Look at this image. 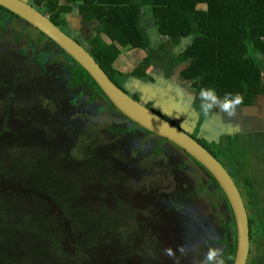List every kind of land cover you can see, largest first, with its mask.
Wrapping results in <instances>:
<instances>
[{
  "label": "trees",
  "instance_id": "trees-1",
  "mask_svg": "<svg viewBox=\"0 0 264 264\" xmlns=\"http://www.w3.org/2000/svg\"><path fill=\"white\" fill-rule=\"evenodd\" d=\"M32 1L34 4L30 5L38 10L44 9L43 12L57 27L60 26L58 14L77 6L81 21L93 26L95 31V36L87 39L91 47L81 46L123 90L129 74L115 66L121 55L118 42L130 50L146 51L147 57L130 73L144 82L155 80L151 75L152 68H156L159 62H165V55L172 65L188 63L181 71L180 79L190 83L189 87L194 89L195 103L206 96L202 93L213 92L217 102L223 104H236V98L241 97L242 102L237 105L247 108L254 98L264 95L261 68L259 60L256 61V58H264V0ZM0 11L31 27L8 10L0 7ZM148 14L157 31L154 37L160 40L167 38L174 46L182 41L190 42L182 53L174 56L170 45L164 42L158 49H151L157 44L143 28V18ZM34 32L44 36L36 29ZM48 42L69 61L62 64L69 73L68 86L86 87L93 99L101 95L105 100V112H115L128 122L130 129L137 128L174 146L168 140L131 123L109 101L87 70L51 40ZM162 53H165L164 57ZM134 99L138 101L137 96ZM4 105V102L0 104V264H91L87 253L108 246L109 241L123 254L117 264H136L141 254L136 242L141 239L135 233L131 238L130 231L135 232L138 222L135 211L116 197L110 205L88 198L92 182L109 188L118 183L117 176L103 172L106 162L98 153L101 147L98 136L92 138L87 133H81L72 140L68 153L53 154L47 146L38 148L36 142L28 144L27 136L37 134L40 127L39 123H32L33 126L26 130L20 129L29 122L27 107L18 104L10 112ZM115 130L126 133L125 128L117 127ZM63 133L69 136L70 130L64 128ZM43 135L48 141L52 140L50 133L44 131ZM198 142L217 160L228 156L235 160L238 153L243 152L222 153L218 147L223 145L221 140L218 143L212 140L208 144ZM144 145L142 142L141 149ZM210 180L224 200L213 177L210 176ZM17 184L22 186V191L15 190ZM13 202L33 203L34 206L30 210L15 206L16 211L8 215L6 208ZM243 205L244 209H250L251 203L247 200V204ZM226 207L232 222V237L223 264H232L235 233L227 204ZM257 213H262L261 218L264 217V210ZM250 225L248 220V228ZM148 244L143 245L142 252L155 255V242ZM66 245H73L74 252L66 249ZM132 246L134 253L129 249ZM144 255L141 257L145 263Z\"/></svg>",
  "mask_w": 264,
  "mask_h": 264
},
{
  "label": "rangeland",
  "instance_id": "rangeland-1",
  "mask_svg": "<svg viewBox=\"0 0 264 264\" xmlns=\"http://www.w3.org/2000/svg\"><path fill=\"white\" fill-rule=\"evenodd\" d=\"M26 1L34 4L32 0ZM58 15L60 26L56 27L75 38L84 48H90L87 39L93 38L95 31L93 26L81 21L77 6ZM14 19L0 11V104L4 102L10 112L18 104L27 107L29 122L20 127L21 130L39 123L38 133L27 136L28 144L36 142L35 146L48 147L50 153L65 154L75 136L81 133L92 138L98 136L101 145L98 153L106 162L103 172L117 176L118 183L109 188L92 182L88 198L110 205L116 197L135 211L138 222L135 232L130 233L141 239L136 242L141 253L136 264H190L193 255L195 264H218L226 259L225 251L231 247L232 222L224 200L205 170L178 148L137 128L130 129L128 122L115 112H105V100L101 95L93 99L86 87L68 86L69 73L62 65L69 62L67 58L60 56L54 45L48 42L50 39L34 34L33 27ZM143 28L157 44L151 49H158L164 42L170 45L171 53L176 56L190 43L182 41L174 46L167 38L154 37L157 31L150 14L144 16ZM104 39L108 40L107 37ZM118 45L121 55L115 66L129 74L123 85L127 90H134L131 86L139 90L152 87L155 92H146V98L142 99L145 104L157 99L158 103L163 101L167 105V87H171L174 93L191 96L189 104L196 115L190 116L185 111L181 120L184 130L204 142L209 141V136L217 143L221 140L223 145L218 147L224 154L243 150L235 160L228 156L220 157L219 161L239 191L242 203L247 204V200L251 203L250 209L245 208L251 221L246 264H264V217L257 213L264 210V95L254 98L247 108L217 102L213 92L194 103V89L180 79L181 71L188 63L172 65L162 53L166 61L152 68L151 75L155 80L144 82L130 73L147 57L146 51L130 50L121 42ZM257 59L264 85V58ZM157 73H160L158 79ZM176 97L180 98V95ZM212 111L219 113L221 120L231 123L234 129L229 127L225 132L213 133L204 122L206 114ZM117 127L125 128L126 133L121 134L115 130ZM64 128L70 130L69 136L63 133ZM44 131L50 133L51 141L44 138ZM142 142L145 144L143 149ZM15 190L22 191V186L17 184ZM15 206L30 210L34 204L9 203L8 215L16 211ZM154 242L155 255L142 252L143 245ZM110 244L109 241L108 246L87 253L91 264H117L123 254ZM66 249L74 252L73 245H66ZM129 249L134 253L133 246ZM214 250H218V255L209 261L207 256ZM143 254L145 263L142 262Z\"/></svg>",
  "mask_w": 264,
  "mask_h": 264
},
{
  "label": "water",
  "instance_id": "water-1",
  "mask_svg": "<svg viewBox=\"0 0 264 264\" xmlns=\"http://www.w3.org/2000/svg\"><path fill=\"white\" fill-rule=\"evenodd\" d=\"M0 7L38 30L69 57L73 58L84 70H87L109 101L127 119L144 130L168 140L197 161L213 177L226 201L233 221L235 250L232 264H246L249 247L246 212L239 191L217 158L187 131L158 114L156 110L132 98L130 94L113 82L112 78L89 52L73 38L64 34L45 14L31 6L26 0H0Z\"/></svg>",
  "mask_w": 264,
  "mask_h": 264
},
{
  "label": "flooded vegetation",
  "instance_id": "flooded-vegetation-1",
  "mask_svg": "<svg viewBox=\"0 0 264 264\" xmlns=\"http://www.w3.org/2000/svg\"><path fill=\"white\" fill-rule=\"evenodd\" d=\"M157 74L160 76V73H157ZM156 79H157V77H156ZM124 88H125V91L128 94H130V96H132V98H135V96H137L138 97V101H140V102H142L143 101L142 99H145L146 96H147L146 93H144L142 90L135 91L133 86L131 87L132 89H134L132 91L127 90L126 87H124ZM165 90L168 92V95L165 98L167 100V103H168L167 105H164L163 101L158 103L157 99L155 101L151 100L147 104H145L143 102L142 103L144 105L156 110V112L158 114H160L161 116H163L167 120L170 121V119H171V122L174 121L172 123H174L176 126H179V128L184 130V128L182 127V124H184V123H181V120H182V117L184 116V114H186L185 111H187V114L190 115V116L196 115V112H195L194 108L191 107V104H189L191 96L188 97L187 95H182L181 93H177V92H176L177 93L176 94V93H174L175 91L171 89V87H167V88H165ZM177 95H180V98L176 97ZM198 102H200V100ZM188 104H189V107H188ZM156 106H158L159 108H163V109L160 110ZM161 106H163V107H161ZM164 110L169 112L168 115H167V112H165ZM172 110H174V112H172ZM162 114H164V115H162ZM204 122H205V125H207L208 128H212L214 133H218L221 130L225 132L226 129L229 128V127L233 128V125L231 123H226L227 121L225 122V119H223V118L221 120L219 113H214L213 111L210 114H206V118H205ZM131 123H133V122H131ZM185 128H187V126ZM195 139H197V138H195ZM197 140L198 141H202L200 139H197ZM208 140L209 141L205 142V143L208 144L210 141H212L214 139H211L210 136H209ZM214 188H215V186H214ZM132 236H133V233L131 234V238H132ZM194 260H195V257L193 255L191 257L190 264H195ZM180 264H189V263L188 262H185V263L181 262Z\"/></svg>",
  "mask_w": 264,
  "mask_h": 264
},
{
  "label": "clouds",
  "instance_id": "clouds-1",
  "mask_svg": "<svg viewBox=\"0 0 264 264\" xmlns=\"http://www.w3.org/2000/svg\"><path fill=\"white\" fill-rule=\"evenodd\" d=\"M202 95H207V93H202ZM242 102V98L241 97H237L236 100H235V103L236 104H240ZM209 174V173H208ZM210 175V174H209ZM229 175V174H228ZM211 176V175H210ZM230 176V175H229ZM212 177V176H211ZM231 178V177H230ZM220 191V190H219ZM225 200V199H224ZM226 202V201H225ZM230 211V210H229ZM190 255V253H189ZM218 255V250H214V251H210L208 256H207V259L209 261L211 260H214ZM218 264H223V260H220L218 261Z\"/></svg>",
  "mask_w": 264,
  "mask_h": 264
},
{
  "label": "crops",
  "instance_id": "crops-1",
  "mask_svg": "<svg viewBox=\"0 0 264 264\" xmlns=\"http://www.w3.org/2000/svg\"><path fill=\"white\" fill-rule=\"evenodd\" d=\"M137 51H138V49H137ZM140 51V50H139ZM140 52H142V50L140 51ZM160 76L157 74V79L159 78ZM138 82V81H137ZM140 85H141V82H138ZM144 84V83H143ZM132 87V86H131ZM134 88V87H133ZM135 89V88H134ZM140 88H138V89H135V91H140L139 90ZM142 91L144 92V93H154L155 91L152 89V87H148V88H144V89H142Z\"/></svg>",
  "mask_w": 264,
  "mask_h": 264
}]
</instances>
